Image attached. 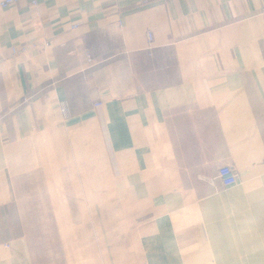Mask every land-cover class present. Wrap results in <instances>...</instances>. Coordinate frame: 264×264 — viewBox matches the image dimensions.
Instances as JSON below:
<instances>
[{"label": "crops", "instance_id": "1", "mask_svg": "<svg viewBox=\"0 0 264 264\" xmlns=\"http://www.w3.org/2000/svg\"><path fill=\"white\" fill-rule=\"evenodd\" d=\"M36 1L0 9V264H264V0Z\"/></svg>", "mask_w": 264, "mask_h": 264}, {"label": "built area", "instance_id": "2", "mask_svg": "<svg viewBox=\"0 0 264 264\" xmlns=\"http://www.w3.org/2000/svg\"><path fill=\"white\" fill-rule=\"evenodd\" d=\"M22 0H0V9L6 6L16 4ZM32 5H36V0H26ZM151 39V36H150ZM219 177L225 188H231L239 183V176L236 169L230 166H224L219 170Z\"/></svg>", "mask_w": 264, "mask_h": 264}]
</instances>
